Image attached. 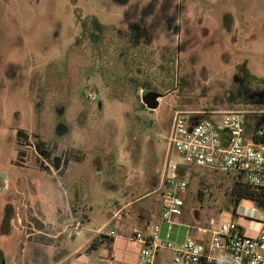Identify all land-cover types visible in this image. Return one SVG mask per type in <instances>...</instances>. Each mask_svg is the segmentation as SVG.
<instances>
[{
    "label": "rangeland",
    "instance_id": "rangeland-1",
    "mask_svg": "<svg viewBox=\"0 0 264 264\" xmlns=\"http://www.w3.org/2000/svg\"><path fill=\"white\" fill-rule=\"evenodd\" d=\"M91 16L105 26L94 42L89 26L84 35L80 28ZM135 25L140 34L130 39ZM163 57L173 73L167 90L176 70L178 84L151 110L141 103V85L157 80ZM244 68L264 78V0H0L2 264H135L140 245L126 236L147 220L175 245L184 241L186 225L207 235L235 220L230 178L196 167L178 222L157 217L163 164L168 157L181 161L167 143L176 113L234 110L249 119L264 113V102L237 95ZM257 89L254 81L244 85L245 95ZM53 156L68 163L57 168ZM130 200L126 211L142 217L119 227L123 237L87 235ZM69 203L90 222L77 236L65 229L52 237ZM30 210L42 212L54 231H34ZM9 213L6 228L2 217ZM169 257L161 251L159 264Z\"/></svg>",
    "mask_w": 264,
    "mask_h": 264
},
{
    "label": "built area",
    "instance_id": "built-area-1",
    "mask_svg": "<svg viewBox=\"0 0 264 264\" xmlns=\"http://www.w3.org/2000/svg\"><path fill=\"white\" fill-rule=\"evenodd\" d=\"M245 115L228 110L173 116L167 133L168 149L178 154L181 161L168 157L163 164L159 220L172 223L181 217L189 182L185 169L188 165L214 169L236 181L264 188V119H248ZM253 211L250 216L235 213L249 224L238 219L224 220L207 235L191 233L190 229L199 227L186 225L185 239L178 245L161 236L156 222H147L127 239L140 245L136 264H159L158 254L164 250L170 251L167 264H264V209ZM64 227L69 235L77 236L86 224L72 219ZM94 231L104 236L117 235L115 228L106 224Z\"/></svg>",
    "mask_w": 264,
    "mask_h": 264
},
{
    "label": "trees",
    "instance_id": "trees-1",
    "mask_svg": "<svg viewBox=\"0 0 264 264\" xmlns=\"http://www.w3.org/2000/svg\"><path fill=\"white\" fill-rule=\"evenodd\" d=\"M85 27H88L86 33H87V38L90 42H94L96 39L95 37H99V34H103V31L105 30V26L101 22H99L97 18H95L94 16H91L88 22L81 21L80 28L82 35H84L85 33L84 31ZM139 31H140V27L138 25H135L134 29H132V33L130 34L129 38L130 39L135 38L137 34H140ZM158 67H159V72L162 73L160 79H158ZM243 74L244 77H242L239 84H237V88H236L237 95L240 98H248L249 99L248 102H254V101L264 102V78H257L256 76L250 74L248 70H246L245 68L243 69ZM154 79L156 78L151 77V80L149 79L142 82L141 89L152 88L164 92L172 85L173 73L172 70L170 71V69L168 68L167 62L164 61V57H163V62L161 61L159 66H157V80L155 82H153ZM253 81L254 84L258 87V89L245 95L244 85L247 83H252ZM259 119H264V113H262L259 116ZM193 168L195 167L189 165L185 166V169H187L189 173L192 171ZM204 169L209 171L219 172L214 169H208V168H204ZM225 175L228 176L231 181V184L229 185V195H230V200L232 201V209H231L232 214L236 213V208L238 204L242 199L245 198L252 200L257 208L264 209V188L254 187L244 182L236 181L227 174ZM10 216L11 215L9 213L8 215H4L2 217V226L4 225L5 227L9 226V222L11 220ZM1 260H2V253L0 251V264H1Z\"/></svg>",
    "mask_w": 264,
    "mask_h": 264
},
{
    "label": "crops",
    "instance_id": "crops-1",
    "mask_svg": "<svg viewBox=\"0 0 264 264\" xmlns=\"http://www.w3.org/2000/svg\"><path fill=\"white\" fill-rule=\"evenodd\" d=\"M73 191L75 192V195H74V198H75V202H77L79 204V200H80V197L79 195H76V187L73 188ZM184 196V195H183ZM242 202H240L236 208V212H240L241 213V209H245L246 211H249L250 214H252V212H254L253 210H255V213L256 212V208L253 207V206H250L248 204H245L244 202L246 201L245 199L242 200ZM130 202H132V200L130 201H127L124 205H122L121 207H119L118 209H114V211L112 213L109 214L108 218L106 219L105 222H103L102 224H100L99 226L97 227H88V233H91L93 232V239L94 241H99V240H102L103 238H106V237H109L111 238V240L113 241L115 238H119V237H123V235H120L117 230L119 229V227H123V230L125 228H128L129 226H135L136 224H138V221H140L142 215L141 214H138V215H131L130 213H128L126 211V209L129 207V204ZM242 206V207H241ZM248 207H252V208H247ZM122 208V210H121ZM27 214L29 215L27 218V224H32L34 226L33 230L36 231L37 233L41 234L44 230V228H47L49 231H54L52 230V225L48 222L45 223V220L43 219V213L40 212V211H37V215H34L32 213V211L30 210L29 212H27ZM19 217V215H18ZM236 219L237 216H235ZM12 218V217H11ZM89 214L83 210V208H81L80 210V205H78L77 207H73L71 206V204L69 203L66 207V217L64 219V226L66 223H68L70 220H82L86 225L89 224L90 220H89ZM158 218V217H157ZM240 221V223H243L244 225L246 224H249L248 221L246 222V220L243 218H239L238 219ZM108 222V223H107ZM148 222V220L146 221V223ZM108 226L110 227H114L116 232H117V235L115 237H110V236H104V235H99L97 234L94 230L98 227H100L101 225H104V224H109ZM23 223H21L22 225ZM63 226L62 230H57L54 232V234L52 235V237H56L58 235H62L64 234L65 232V227ZM145 226V224L142 226V228ZM59 236V237H60ZM71 237H73V235H70ZM127 238V236H126ZM95 247L94 246H90L89 249H94ZM0 251L2 253V260H1V264L3 263V258H4V254H5V248L3 246L0 245ZM139 252V250H138ZM138 252L136 253L135 255V258H134V262L136 264L137 262V256H138ZM102 261H107L106 258H103Z\"/></svg>",
    "mask_w": 264,
    "mask_h": 264
},
{
    "label": "water",
    "instance_id": "water-1",
    "mask_svg": "<svg viewBox=\"0 0 264 264\" xmlns=\"http://www.w3.org/2000/svg\"><path fill=\"white\" fill-rule=\"evenodd\" d=\"M177 84H178V72L176 70L174 87L164 92L151 89V88H142L140 91L141 103L148 109H151V110L156 109L159 105L158 99L164 97L166 94L176 89Z\"/></svg>",
    "mask_w": 264,
    "mask_h": 264
},
{
    "label": "flooded vegetation",
    "instance_id": "flooded-vegetation-1",
    "mask_svg": "<svg viewBox=\"0 0 264 264\" xmlns=\"http://www.w3.org/2000/svg\"><path fill=\"white\" fill-rule=\"evenodd\" d=\"M38 147V146H37ZM46 157V156H45ZM51 163L53 166L57 167L58 166H64L68 163V159L67 158H63V159H60V157H57V156H53L51 158ZM61 164V165H60ZM1 177V176H0Z\"/></svg>",
    "mask_w": 264,
    "mask_h": 264
},
{
    "label": "bare ground",
    "instance_id": "bare-ground-1",
    "mask_svg": "<svg viewBox=\"0 0 264 264\" xmlns=\"http://www.w3.org/2000/svg\"><path fill=\"white\" fill-rule=\"evenodd\" d=\"M243 200V199H242Z\"/></svg>",
    "mask_w": 264,
    "mask_h": 264
}]
</instances>
